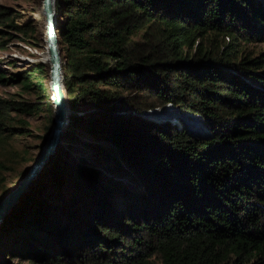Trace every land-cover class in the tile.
<instances>
[{
    "label": "trees",
    "instance_id": "16d2710c",
    "mask_svg": "<svg viewBox=\"0 0 264 264\" xmlns=\"http://www.w3.org/2000/svg\"><path fill=\"white\" fill-rule=\"evenodd\" d=\"M55 10L70 124L90 141L64 132L0 226V256L264 264V50L245 54L264 44V0H56ZM0 27L21 29L10 17ZM159 103L201 116L210 138L131 115ZM41 109L0 97L1 195L33 161L17 142L21 115Z\"/></svg>",
    "mask_w": 264,
    "mask_h": 264
},
{
    "label": "rangeland",
    "instance_id": "374dc122",
    "mask_svg": "<svg viewBox=\"0 0 264 264\" xmlns=\"http://www.w3.org/2000/svg\"><path fill=\"white\" fill-rule=\"evenodd\" d=\"M42 1L43 0H0V20L6 19L7 17L13 18L15 23L21 28L19 31H15L0 27V46H3L0 48V75L7 79L6 81L0 82V97L5 100L26 102L31 107L40 105L42 108L39 114L21 115V118L27 122V126L24 128L28 130V133L20 135L17 142H21L22 145L27 147V152L30 154L33 161H25L22 166L18 169H14L12 174L7 176L5 185L9 190L17 186L24 177L20 176V172L24 171L26 173L36 157L40 154L50 133L47 132V127L54 122L55 110L51 105L50 99L52 96L49 89V64L46 65L40 61L34 62L39 59L40 55L47 52L45 43L46 20L42 13ZM136 36V38H140L141 34ZM263 50L264 44L261 43H249L245 45V54H250L249 56L251 57L256 56ZM61 60L65 64L66 60L64 58V53L61 54ZM20 74L22 78L18 81L17 75ZM26 75H28L27 78L31 77L29 88H25L22 83ZM136 91V89L130 90L127 88L123 90V93H130L134 94L133 96L136 95L137 97H141L143 94L140 93H146V91L148 92L149 90L139 91V93L135 94ZM73 97L74 95L66 96L68 105ZM154 111L158 113L151 114V112L153 113ZM70 115L71 112L68 115V122L64 132L74 134L81 141H90L82 130L73 128L75 126L70 124ZM131 115L135 116L134 119L146 122V125L148 123L147 127L150 129L152 127L149 125H154V129L168 124L170 127L174 126L178 130L186 132L191 138H210V131L206 127L205 121L201 116L195 113L181 111L179 108L170 104H155L151 107V110H139L137 113H131ZM197 132L203 135H198ZM55 153L56 152L50 157H53ZM82 165L89 166L85 162H82ZM45 167H43V169ZM105 175L113 177L116 174L107 172ZM31 187L32 185L25 190L22 196L29 193ZM3 196L0 190V200ZM19 202L13 206L11 211ZM21 229L23 230V227ZM0 260L7 262L5 264H28L26 260L23 261L21 259L12 258L10 261L4 256H0Z\"/></svg>",
    "mask_w": 264,
    "mask_h": 264
},
{
    "label": "water",
    "instance_id": "95a60500",
    "mask_svg": "<svg viewBox=\"0 0 264 264\" xmlns=\"http://www.w3.org/2000/svg\"><path fill=\"white\" fill-rule=\"evenodd\" d=\"M56 0H43L42 13L45 16L46 23V50L49 57V89L51 92V105L55 110L54 122L52 124L46 143L41 149L28 171L17 186L7 192L0 200V225L10 213L13 206L19 202L22 194L36 180L51 159V155L56 152L64 134L68 115L71 112L64 87L63 62L61 60L62 49L57 37L58 25L56 17Z\"/></svg>",
    "mask_w": 264,
    "mask_h": 264
},
{
    "label": "bare ground",
    "instance_id": "6f19581e",
    "mask_svg": "<svg viewBox=\"0 0 264 264\" xmlns=\"http://www.w3.org/2000/svg\"><path fill=\"white\" fill-rule=\"evenodd\" d=\"M44 14V13H43ZM44 18H45V16H44ZM57 25H58V21H57ZM47 51V50H46ZM38 61H40V62H42L43 64H49V57H48V53L47 52H45L43 55H40L39 56V59L38 60H35L34 62H38Z\"/></svg>",
    "mask_w": 264,
    "mask_h": 264
}]
</instances>
